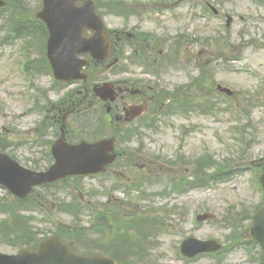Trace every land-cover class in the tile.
<instances>
[{"label":"rangeland","instance_id":"1","mask_svg":"<svg viewBox=\"0 0 264 264\" xmlns=\"http://www.w3.org/2000/svg\"><path fill=\"white\" fill-rule=\"evenodd\" d=\"M27 2L33 8L38 7V0H27ZM172 2L174 1L171 0L170 3L166 4L151 20L156 21V19H159L162 22L166 19L170 20L176 10H170V7L173 6ZM225 2L230 7H234V10L239 11H245L246 7L250 8L252 5L248 0H225ZM186 10L197 14L194 22L197 24V30L198 22L200 21L199 16L202 15V21L204 12L197 8V2L180 6L178 12L181 15ZM249 10L253 9L250 8ZM4 15L0 14V18ZM109 18L107 16L109 26L110 24L114 26L113 24L118 25V23L122 24L123 22L117 18ZM209 20L217 21L213 18ZM238 22L239 24L236 28L229 32L230 45L233 47V51L226 53L227 55L232 53L233 56H239V58L232 64L225 63L223 72L219 73L218 77L214 76V81L211 80L209 82L212 86L220 83L229 87L235 91V95L228 97L225 94L215 92L210 96V99H207L209 102L207 110L213 109L215 103L217 106L215 113L217 115L204 116L199 114L200 117L195 116L193 122H190L192 117L190 120L186 118L184 121L176 118L177 120H172L168 126L161 127L162 129L159 131H148L143 137L145 159L140 161L141 164L146 163L150 155L164 156L167 154L169 156L172 153L183 154L185 152L187 155H195L197 157L210 153L218 161L233 160V164L237 168L233 176L230 179H223L218 183L212 184L206 189H194L180 196H173L172 192L166 196L154 195L145 201L142 200L143 195L139 191L134 190L129 196L125 190L131 183L137 181L139 184L141 182L143 177L137 176L140 174V170L139 172L135 170L118 172L119 168H113L104 177L87 178L82 180V184L80 183L84 186L85 192L96 190L107 193L106 195L93 198L94 201H91L92 205L95 202H103L108 196H112L114 199L118 198L120 200L118 202L122 205V209L128 213L131 212V208L128 206L129 202L133 204L137 211L146 206L153 207L156 212H160L165 208L172 210L176 205L181 208L178 214H172L167 219V222L173 225L170 231L167 234L162 232L157 234V241H153L156 245L155 250L151 251L149 248L151 254L150 264H217L216 260L218 258L212 256H199L191 261H186L182 256L179 257L177 253L180 251L181 242L188 237H196L204 240L216 238L228 244L226 237L230 234V228L225 226V221L229 214L227 213L228 208L230 206L235 208L233 212L237 216L240 213L239 210L244 209L254 213L255 209L263 202V191L259 184V177L264 171V106L262 105L264 103V47L249 46L243 48L241 44L237 43V39L239 37L242 40L246 37V42H249L251 37H257L259 40L264 39V25H261L259 32L255 28H249L248 25L242 27L244 23L241 20ZM174 23L171 22L169 26L172 30L169 35L170 38L180 33L177 29L179 24L177 25L176 21ZM1 26L2 24L0 23ZM189 26H192L190 20ZM148 29H150L149 26H144V30ZM6 32L8 33L6 29L0 31L1 39L6 35ZM161 35L163 37L166 33ZM169 37H167L168 43L166 46L171 47ZM21 41L24 42V40ZM23 45L24 43L18 40L12 45L0 48V134L7 135L13 140V144H18L13 149L16 155L22 156V160L25 158L32 159V153L46 149V146L39 142L42 139L38 137L39 130L36 131V128L38 129L42 124L43 118L40 114L32 112L33 102L36 101L34 99L35 96L42 95L44 91L41 93L36 89L33 90L34 98H32V82L37 76H31L32 79H30L29 76H26V71L22 72L21 70L25 62L27 63L28 60H32L39 54L32 48L40 46V42L37 40L33 41L32 48L26 52L22 49ZM197 51H199V48H197ZM179 73H183V71H179ZM42 76L36 78L38 89L51 88L61 95L68 93L65 87L55 85L53 78L50 76L46 74H42ZM244 99H247L248 102L242 103ZM237 105L244 108L255 106L251 113V122L247 123V135L253 138L252 145L245 143L242 139L240 140L244 135L235 127L234 121L231 122L237 118L235 117L237 114H230V110L235 109ZM36 106H38L37 101ZM223 109L226 111L225 113H222ZM180 133L183 136L184 133L187 134V144L183 151H180L179 143L175 140L179 138ZM157 140H166V146L162 148L157 143ZM131 148L135 149L134 147ZM40 160L32 159V167L45 168L48 165L47 161ZM157 167L154 165V169L157 170ZM158 171L170 173L174 176L180 173V169L172 167L171 169L166 168L163 171ZM114 185L119 186V188L111 191ZM162 188L159 187L158 189L161 190ZM49 191L41 193L46 197L41 202L42 206L28 209V214H31L37 220L34 224L35 228L45 232L49 229H54L55 226L69 228L76 223L74 217L59 211L58 213L49 212L47 217L41 212L46 209L43 205L57 203V198L71 200L70 193L57 191L56 188ZM76 193L80 194L79 191H76ZM7 195L8 193L0 188V197H7ZM37 202L39 201L36 200L35 203ZM204 212L215 213L219 219L217 222L197 224L195 221L196 216ZM160 214V217L165 216L164 213L160 212ZM93 218L94 215L91 213H85L82 216V223L86 229L92 225ZM236 218V223H238L239 216ZM250 224L251 220L242 219L236 227H244L240 235L242 239L248 241L249 237L245 234V227H249ZM159 235L164 236L158 239ZM97 236L100 238L102 235ZM16 249L2 243L0 239V251L15 253ZM259 251V247L254 244L236 246L227 253L223 264H258L247 259L258 256Z\"/></svg>","mask_w":264,"mask_h":264},{"label":"water","instance_id":"2","mask_svg":"<svg viewBox=\"0 0 264 264\" xmlns=\"http://www.w3.org/2000/svg\"><path fill=\"white\" fill-rule=\"evenodd\" d=\"M52 56H53V59H54V65L56 67V70L57 72L60 71V61L56 58H55V52H52ZM264 219L263 218H259L254 227H253V232L254 231H262L261 227L263 228L264 230ZM59 260H63V262H66L65 261V258L64 256L62 258H56L52 261V263H56V261ZM0 264H34V259L33 257H30L28 254L24 253L23 255L17 257V258H11V259H7L6 257H3V256H0Z\"/></svg>","mask_w":264,"mask_h":264}]
</instances>
